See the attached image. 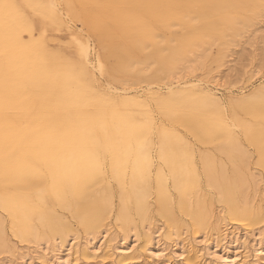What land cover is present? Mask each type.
<instances>
[{
    "label": "rangeland",
    "instance_id": "rangeland-1",
    "mask_svg": "<svg viewBox=\"0 0 264 264\" xmlns=\"http://www.w3.org/2000/svg\"><path fill=\"white\" fill-rule=\"evenodd\" d=\"M69 1L73 13L69 15L66 10L63 18L76 31L78 30L79 34L76 39L84 41L88 36L92 71L102 84L114 89L120 98V104L115 105L106 100L89 99L84 93V83L74 79L73 76H65L63 81L58 83L40 75V69L30 64L20 45L9 46L12 38L15 37L17 40L22 38V33L17 28L16 30L15 28L2 30V32H6L1 36L2 42L6 43L4 42V45L0 47V92L2 98L16 97L26 100L30 97L34 88L23 75L24 69H29L36 75L45 93L61 103L42 104V107L35 109L36 121L47 115L55 118L58 116V124L66 123V126H74L78 120L84 123L108 121L110 122L107 131L109 137L117 139L120 146L131 141L128 138L130 133H136V140L144 144L142 148L149 163L138 158V155H130L124 150L123 156H118L113 162L108 161L106 166H100L87 159L89 155L85 152H78L73 146L61 143L58 146L57 159L59 162H65L67 159L70 162H67L68 164L72 162L74 165V162L82 160L88 168L87 171H70V169L62 167L60 169L61 178L53 180L51 174L53 168H50L46 173L48 181L36 184L33 189L18 184L8 185L2 181L3 177H0V194H14L16 197L27 196L37 200L42 193L50 191L48 184H58L62 190L59 203L56 207L54 205L43 218H38L40 216L38 213L29 210H25L24 213L17 210V214L13 215L11 209L0 206V223L2 222L0 237L2 235L6 239L5 252H0V257L11 258L13 252L33 250L37 241L48 236L49 232L46 228L49 226L58 232L55 234L60 235L56 236L53 233L55 238L66 239L69 234H73L75 237L77 235L76 241L80 244L79 248L83 246L88 232L92 231L91 228L93 231L89 234L92 235H98L99 231L106 229L108 231L106 243L111 241V246L115 245V241L127 232L134 233L136 231L135 233L139 235V242H137L135 250L133 249L136 253L132 259H128L130 262L116 256L110 257L106 252L107 249L100 251L101 253H98L95 260L94 257L81 259L82 256H79L73 264H124V262L125 264H157V261L151 259V255L144 251L148 245L146 244L148 243L147 238L143 235L146 225L152 228H162V237L169 248L172 233H176L190 248L197 250L199 248L195 245L194 236L200 235V232H205L211 237L216 234L210 228H196L194 220L181 207L182 202L187 209L192 205L191 209L201 216H221V227L229 225L234 230L248 233H251L252 229L264 230V219L253 227L233 221L229 216V206L226 202L228 196L231 195L233 199L243 201L244 197L243 200L241 197L244 196L243 194H247L245 198L256 207L261 205L259 211L264 214V0H163L162 2L133 0L131 3L128 0H93L95 3L90 0ZM146 8H149V11ZM152 10L166 13L170 11L171 16L154 18L151 16ZM122 17L124 18L122 19ZM214 18L226 21L222 35L211 36L204 31V26L210 24ZM119 20H123L124 23ZM142 23L148 25V29L142 30L141 25H144ZM117 25L119 28L115 27ZM127 30L130 31L127 33ZM189 35L196 38L198 44L185 49L183 42ZM103 40L106 43L103 44ZM133 40L142 41V43L145 41V44L149 42L146 46L147 48L150 46V50L142 48L140 55L132 53L129 48ZM160 40L164 41L160 43ZM117 45L122 48H118ZM169 48H172L173 53L175 51L174 54L177 53V55L172 54L171 57ZM175 48L179 49L176 51ZM180 50H182L181 53H183L185 61L179 71L180 77L173 78L168 76L162 66L170 63L173 59H178ZM124 58L126 62H124ZM137 59L138 62L132 63ZM130 61L133 64V67L131 66L133 69L127 66L130 69L127 70L128 68L125 69V66L127 62L130 65ZM26 62L29 64L27 65ZM107 66L109 70L106 71ZM122 67L124 69H120ZM110 71L111 73H109ZM84 82L85 84L89 82L88 76L84 77ZM19 85L22 87H18ZM67 107L71 111L67 110ZM17 108L12 107L2 112L14 117L19 114ZM127 110H135L142 118L149 116L151 120L145 123L141 119L142 124H138L125 117L124 113ZM68 112H71V115ZM193 123L196 126L194 129L192 128V126L194 127ZM188 126L190 127L187 128ZM55 130L59 131L60 127L56 126ZM196 131H198L197 134ZM217 134L223 135L220 137ZM252 134L256 135L254 139L250 140L248 136ZM202 138L205 140L203 141ZM234 139L235 141H233ZM160 140L164 141L167 154L174 160L178 159L176 164L159 159V150L156 144ZM148 141L153 143L152 149L149 150L146 144ZM30 157L35 160L40 158L35 153L30 154ZM62 159L63 161H61ZM125 159H129V161L126 162ZM186 159L191 165L184 163L187 161ZM34 180L37 181L38 178L36 177ZM232 181L238 185L230 192L228 186ZM239 181L245 185L241 186ZM225 182L228 185H224ZM224 190L225 193H222ZM241 192L242 194H239ZM226 193L228 194L226 195ZM97 195L100 196V200ZM156 196L159 197V200L156 199ZM136 198L140 199L139 207L134 204ZM188 198L191 200L189 201ZM87 201H92L93 205ZM124 201L126 205H123ZM67 202L71 204L68 205ZM165 202L171 206L165 205ZM75 206L78 210L81 207L80 210L87 211V214L83 215L82 210L76 211ZM58 207L60 208L58 209ZM126 212L127 214H125ZM147 212L148 214H145ZM92 213L94 214L92 215ZM100 213H103V216ZM105 214H107L106 217ZM124 215L129 216L126 218L128 222ZM169 215L174 219H170ZM166 218L169 220L167 221ZM81 219L87 220L82 221ZM144 219L146 220L143 221ZM16 220L18 221L16 222ZM212 220L214 219L211 218L208 222L211 224ZM169 221H173V223ZM83 223L86 227L89 225L87 230L86 227H83ZM24 225L28 230L23 229ZM35 227L37 230L39 229L38 237L34 234ZM26 231H32V233ZM45 232L46 236H44ZM32 235H36V241ZM2 241L0 240V245L3 246ZM251 243L250 237L246 249L242 248L239 253L236 260L238 264H264L262 259H255L251 251ZM218 251L220 254L221 250L218 249ZM148 254L149 257H147ZM168 258L167 256L165 259ZM165 259L159 261L158 264H174ZM185 261L183 264H231L230 260L208 259L205 256H201L197 262ZM34 264L37 262L35 261Z\"/></svg>",
    "mask_w": 264,
    "mask_h": 264
},
{
    "label": "bare ground",
    "instance_id": "bare-ground-1",
    "mask_svg": "<svg viewBox=\"0 0 264 264\" xmlns=\"http://www.w3.org/2000/svg\"><path fill=\"white\" fill-rule=\"evenodd\" d=\"M90 1H93V0H90ZM156 1L162 2L163 0H156ZM128 2L131 3V2H133V0H128ZM70 3L71 2L69 0H0V47L3 46L4 45L3 43L5 42V41L2 42L1 36L5 35L6 32H2V30L3 29H12V28H15V30H16V28H17L22 33V38H18V40L15 37L12 38L11 41L9 42V46L13 47L15 45L16 46L20 45L21 49L24 52L26 59L30 62V64H32L36 68L40 69V71H41L40 75H43L44 77L51 79V80H54L58 83L63 81V78L65 76L66 77L67 76H73L74 79L78 80L81 83H84V86H83L84 87L83 89H85L84 93L86 94V96L89 99H91V100H102V101L106 100L112 104L119 105L120 104V102H119L120 98L117 95V93L114 91V89L109 88V87L105 86L104 84H102L96 78L95 74L92 71L93 68L91 67V62H90V44H89L90 42L87 39L88 36H87V38H85L84 41L76 39V38H78L77 35L79 34L78 30L76 31L74 29V27L69 25V23L66 22L63 18L64 12L66 10H67V13L69 15L71 13H73V9H72V6ZM90 4H91V2H90ZM118 5H119V3H118ZM126 5H127V3H126ZM255 6H256V4H255ZM119 8H121V7H119ZM140 8H142V7H140ZM81 11H83V10H81ZM125 11H123V12H125ZM130 11H131V9H130ZM207 12H208V10H207ZM129 13H131V12H129ZM119 14H122V13H119ZM121 16H120V18H121ZM151 16H153L154 18H162V17L171 16V13H170V11L166 13L164 11L162 12V11L152 10ZM102 18H104V17H102ZM123 18L124 17H122V19ZM83 19H86V18H83ZM188 19H186V20H188ZM107 20H108V18H107ZM112 20H114V19H112ZM125 20H128V19H125ZM120 21L123 22V20H119V22ZM105 22H107V21H105ZM114 22H113V24H114ZM116 22H117V20H116ZM225 22H224V20H222L220 18L219 19L214 18V19H212L210 24H207L204 26V31L206 33L210 34L211 36H213L214 34L222 35L223 34L222 30L224 27H226ZM123 23H122V25H124ZM142 24H144V23H142ZM86 25H88V24H86ZM100 26H102V25H100ZM96 27H98V26H96ZM115 27L119 28L118 25ZM141 28H142V30L148 29V25H146V24L141 25ZM100 31H102V30H100ZM129 31L127 30V33ZM82 32L83 31H81V33ZM125 33H126V31H125ZM131 33H133V32H131ZM119 36H121V35H119ZM161 39H162V37H161ZM163 41H161L160 43H162ZM196 41H197L196 38L189 35L185 38V40L183 42V46L185 49L192 48L198 44V41L197 42ZM102 43L104 44L106 42H104V40H103ZM113 44H114V42H113ZM148 44H149V42L145 44V41L142 43V41L133 40L129 50L136 55H140L142 48H143V50L144 49L146 50ZM126 45H128V43H126ZM155 45H156V43H155ZM119 47L122 48L121 46H118V48ZM109 49H108V51H109ZM177 49H179V48H175L174 50L177 51ZM149 50H150V48H149ZM160 50L163 51L162 49H160ZM165 50H168V48L167 49L165 48ZM169 50L172 52V53L170 52L171 57H172L173 56L172 54H174L175 51L173 53L172 48H169ZM181 51L182 50H180V54H178V59H173L170 61V63L164 64L162 66V68L168 73V76H170V77H173V78H179L180 77L179 71H180L182 63L185 61L183 53H181ZM113 52L116 53V51H113ZM123 52H124V49H123ZM120 53H122V52H120ZM145 54H147V53H145ZM122 55H123V53H122ZM176 55H177V53L174 54V56H176ZM117 56H118V54H117ZM112 58H113V56H112ZM117 60H116V62H117ZM128 60H131V59H128ZM124 62H126L125 58H124ZM135 62H138V59H137V61H133L132 63H135ZM127 63H126V66L124 65L125 69H127L129 66L131 69L133 67L132 66L133 64L131 63V61L129 63L130 65H128ZM26 64H27V62H26ZM26 64H24V65H26ZM25 67H28V66H25ZM107 68L108 69H106V71L109 70L108 66H107ZM111 68L113 69L112 66H111ZM112 69H111V71H112ZM120 69H124V68L122 67ZM130 69L128 68L127 70H130ZM163 69H162V71H163ZM116 70H117V67H116ZM111 71L109 73H111ZM114 72L117 73V71H114ZM23 75L27 78V80H29V83L34 88L28 99L25 100V99H20V98H16V97L2 98V95L0 92V177H3L2 181L4 183H6L8 185H12V184L23 185V186L29 187L30 189H33L36 184H42V183H46L48 181V177L46 176V173L50 170V168L51 169L53 168L51 171V174L53 176V178H52L53 180L61 178L60 177L61 176V174H60L61 170L60 169L62 167L68 168V169H70V171H87L88 168L85 166V164L83 163L82 160L74 162L75 163L74 165L72 164V162H71V164H68L70 162L67 159L65 160V162H59V160L57 159V156L59 153L58 146L61 143L69 144V145L73 146L74 149L78 150V152H83V153L85 152L87 155H89V157H87V159H89L94 164L100 165V166H106L108 161L113 162L114 160L117 159L118 156H120V157L123 156L124 150H126L125 152L130 154V155L131 154L138 155L137 156L138 158H142L145 163H149L148 157L142 148V146H144V144L141 143L140 141L136 140V138H135L136 133L135 132L130 133V135H128V138L131 141L127 142L124 146H120L118 144L119 142L117 139H112L109 137V133L107 131H108L110 122H108V121H104L102 123H99V122H86V123H84V122H80L78 120L74 126H71V125L66 126L67 125L66 123L58 124V120H57L58 116L55 118L54 116H50V115H47L45 117H41V118H39L38 121H36L35 117H34V110L35 109L42 107V104H61V103L58 102L57 100H55L52 96H48L45 93L42 85L38 81V78L36 77V75L31 70L24 69ZM87 76L89 77V82L85 84L84 77H87ZM168 76H166V77H168ZM3 82H4V80H3ZM12 84H13V82H12ZM20 85L18 87H22ZM9 86H11V85L9 84ZM5 87H7V86H5ZM83 89H82V91H84ZM6 93H7V89H6ZM85 94H83V95H85ZM83 95H81V96H83ZM78 105H80V104L78 103ZM12 107H18L17 110L19 111L18 112L19 114L17 116L12 117L11 115L9 116V115H6V113L2 112L3 110H6V109H9ZM80 108L82 109V107H80ZM74 109H76V108H74ZM249 109H251V108H249ZM67 110H69V108ZM41 111H43V110H41ZM69 111H71V110H69ZM70 113L68 112V114H70ZM124 115L126 118H129L130 120H132L138 124H142L141 119H143L145 121V123H148L151 120V117H149V116L142 118V116H140L135 110H127L124 113ZM34 121H36V122H34ZM194 124L195 123H193L192 125H194ZM56 126L60 127L59 131L55 130ZM189 127L190 126H188L187 128H189ZM195 127H196L195 125H194V127L192 126L193 129ZM115 128H116V126H115ZM197 132L198 131H196V134H197ZM248 134H250V133H248ZM220 135H223V134H219L218 136H220ZM255 135L252 134V135H249L248 137L250 140H252V139H254ZM200 137H201V135H200ZM202 140H203V138H202ZM233 141H235V139ZM233 143H235V142H233ZM146 144L148 146V150L152 149V147H153L152 142L148 141ZM156 145H158V150H159V151L157 150L159 153L158 157H160L159 159H161V161H164L167 163L169 162L170 164L171 163L176 164L178 159L174 160L169 154H167L166 149L164 147L165 144H164L163 140H160ZM259 148H261V147H259ZM31 152L38 154L40 158H38L37 160L32 159L30 157V154H33V153H31ZM74 156H75V153H74ZM70 158L72 160H74V158L72 156H70ZM61 161H63V159ZM125 161L126 162L129 161V159H125ZM60 163H61V165H60ZM184 163L187 165H191V163L188 160L184 161ZM35 175L38 178L37 181L34 180V178H36ZM224 177H221V178L224 179ZM228 183L226 184V182H225L224 185H228ZM208 184H210V183H208ZM240 184H241V186L245 185V184H242V181L240 182ZM237 185H238V183H236L235 181L230 182V184L228 186L229 191L232 189H235L237 187ZM48 186L50 188V191H47L46 193H42L37 198V200H35V198H31V197H27V196L26 197H21V196L16 197L14 194H0V206L5 207L7 209H11L13 215L17 214L16 213L17 210L20 213H24L25 210H29V211H32V212L34 211V212L38 213V215L41 216V217L39 216L38 218H43V216L45 214H47L51 211V209L54 207V205L56 207L57 203H59V198L61 197V193H62V190L60 189V185L48 184ZM211 187L213 188V186H211ZM216 188H217V185H216ZM245 188H246V186H245ZM245 188H240V189L244 190ZM225 189H227V187H225ZM134 191H136V190H134ZM222 193H225V190ZM172 194H173V192H172ZM227 194L228 193H226V195ZM239 194H242V192ZM137 195H136V197H137ZM243 195L244 196L241 197V199L244 197V200L242 199L243 201H237V200H235V198L233 199L231 197L232 195L230 197L228 196V199L226 202L229 206V216L233 221L242 222L248 226L253 227L257 223H259L260 221H262L264 219V214L259 211L261 209V205H259L258 207L254 206V204H252L251 202H249L248 199L245 198L247 194L246 195L243 194ZM99 197L100 196L97 195L98 200H100ZM149 197H150V195H149ZM187 197H189V196L187 195ZM160 198H163V197H160ZM196 198L198 199L197 196H196ZM221 198H223V197H221ZM247 198H248V196H247ZM156 199L159 200V197L157 198V196H156ZM188 199H189V201L191 200L190 198H188ZM238 199H239V197H238ZM89 200H90V197H89ZM106 200H107V197H106ZM74 201H77V200H74ZM120 201L122 202V200H120ZM186 201H188V200L186 199ZM85 202H83L84 205H86ZM87 203H89V204L92 203V205H93L92 201L91 202L87 201ZM97 203H95V204L99 206V204H97ZM69 204H71V203H68V205ZM134 204L136 205V207H139L140 206V199L136 198ZM105 205H107V204L105 203ZM123 205H126V202ZM165 205H168V204L166 203ZM78 206H79V204L77 205V207ZM157 206H158V204H157ZM168 206H171V205H168ZM190 206H192V205H190ZM190 206H188V209H187L185 207L184 203L183 202L181 203V207L184 208L186 210L187 214H189L188 216H191V218L194 220L195 227L196 228H201V227L205 228L206 227L205 229L210 228L213 231H215L216 234L212 235L213 237H211V236H208L207 233H205V232H200L199 233L200 235L194 236V242L196 243L195 245L199 248V250H197L194 248L193 249L190 248L188 245H186L185 241L183 239H181L176 233H172L171 234V236H172L171 246L169 248V247H167L168 245L166 246V243L164 242L165 239H163V237H162L163 236L162 235L163 234L162 228H152L151 226L146 225L144 227L145 234H143V235L147 238L148 243H146V244H148V245H147V247L145 245L146 249L144 247V249H145L144 251L146 253H149L151 255V259H154L155 262L157 261V264L162 259L167 258V256L169 258L165 259V260H167L168 262L172 261L174 264H183V261H185V260H191L193 262H197L200 260L201 256H205L208 259L212 258V259H218V260H227V261L230 260L231 264H238L236 262V260L239 256V253H241L240 251L242 250V248L246 249L247 244H249L250 237L252 239V243H251V249L252 250L251 251L253 252L255 259H262L264 262V230L257 231L256 229H252L251 233H248L246 231L241 232L238 230H234V229H232V226H229V225L221 227V225H222L221 216H214V217H212V216L209 217L207 215L201 216V215L197 214V212L193 211ZM196 206L199 207L198 205H196ZM77 207H76V211L78 210ZM86 207H87V205H86ZM124 207L126 208V206H124ZM150 207H151V205H150ZM150 207H149V210H150ZM59 208L60 207H58V209ZM80 208H79V210H80ZM97 208L100 209V207H97ZM97 208H95V209H97ZM199 208L202 209V207H199ZM88 209H90L89 206H88ZM103 209H105V208H103ZM159 209H160V207H159ZM84 211L85 210L81 211V212H83V215L85 213L87 214V211H85V212ZM121 211H122V209H121ZM148 212L145 214H148ZM201 212H203V211L201 210ZM76 213H78V212H76ZM94 213H92V215ZM97 214H99V213H97ZM102 214L100 213V215H102ZM122 214H123V212H122ZM125 214H127V212ZM92 215H90V216H92ZM106 215L107 214H105V217H106ZM163 215H165V214L163 213ZM121 216L123 217V215H121ZM126 216L124 215L125 219L129 218V216L128 217H126ZM133 216H134V214H133ZM165 216L167 217V215H165ZM168 217H170V219H174V217L171 218L172 216H170V215ZM100 218H101V216H100ZM211 218L214 220H212V222L210 224V222H208V221L211 220ZM87 219H81V220L83 221V220H87ZM166 219H167V221L169 220V218H166ZM40 220H42V219H40ZM81 220H80V222H81ZM145 220L146 219H144L143 221H145ZM17 221L18 220H16V222ZM95 221L97 223L96 219H95ZM126 221L128 222V219H126ZM39 222H41V221H39ZM94 222H92V223L96 225V223H94ZM84 223H83V225H84ZM170 223H173V221ZM0 224H2V222ZM40 224L41 223H39V225ZM100 224H101V222H100ZM100 224H99V227H100ZM97 225H98V223H97ZM29 226H32V225L29 224ZM22 227L24 229L26 226L24 225ZM83 227L85 228L86 226L84 225ZM88 227H89V225H88ZM88 227H86V230L88 229ZM30 228H32V227H30ZM36 228L37 227H35V229ZM104 228H106V227H104ZM46 229L49 232L48 236L45 235V234H47L45 232L44 236H46V237L43 236L44 238L41 237L42 239L37 241V243L35 242L36 244H35V247L33 248V250H31V251H19V252L16 251L15 253L13 252L11 254V258H9L8 256L0 257V264H34L35 261L37 262V264H73L76 262V260H77V258H79V256H82L81 259H83V258L92 259L94 257L93 259L95 260L96 256L98 255V253L100 251L102 252V251H105L107 249L108 250L106 252H108V255L110 257L116 256V257H119L120 259L128 260V259H132L135 256L136 251H134L135 250L134 248L136 247L137 242H139L138 241L139 235L135 233L136 231L134 233L133 232H130V233L127 232V234L120 236L117 239V241H115V245L111 246V244H110L111 241L109 243H106V238L108 236V231L106 229L99 231L98 235H94V234L92 235V234H89V233H92V231H93V228H91L92 231L88 232L87 237L84 240L85 242H84L83 246H81L82 248L81 247L79 248L80 244L77 243V241H76L77 235L75 237V235L69 234V237H67L66 239H61L59 237L55 238L54 237L55 235L56 236L59 235V234L58 235L55 234V233H58L55 231V228H51L48 226V228H46ZM26 230H28V229H26ZM38 230L36 229L35 233H34L37 235V237L39 236L37 233ZM57 230H59V229H57ZM94 230H96L95 227H94ZM98 230H100V228ZM60 232L61 231H59V233ZM27 233H32V231L27 232ZM53 233L55 234L54 236H53ZM63 234H62V236L65 237V235H63ZM36 235H32L33 238ZM67 235H68V233H67ZM25 237H27V236H25ZM37 237H35L34 240L37 239ZM0 238H2L0 240H3L2 241L3 246L0 245V247L2 246V248H0L1 249L0 252L3 253V252H5L4 247L6 245L5 244L6 239H4L2 237V235ZM27 238H29V237H27ZM218 249L221 250L220 254H219ZM149 254L147 257H149ZM145 255H147V254H145ZM101 256H99V257H101ZM12 259H13V261H11ZM262 260H260V261H262ZM127 262H130V260H128ZM188 262H190V261H188ZM124 264H125V262H124Z\"/></svg>",
    "mask_w": 264,
    "mask_h": 264
}]
</instances>
